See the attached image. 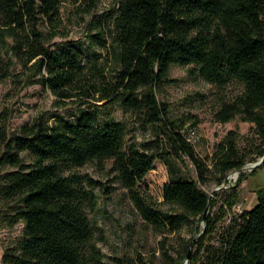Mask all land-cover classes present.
<instances>
[{
    "label": "trees",
    "instance_id": "obj_1",
    "mask_svg": "<svg viewBox=\"0 0 264 264\" xmlns=\"http://www.w3.org/2000/svg\"><path fill=\"white\" fill-rule=\"evenodd\" d=\"M64 1L0 0V39L12 38L11 52L39 71L38 82L57 104H79L73 118L40 115L16 133L0 129V166L14 169L1 175L0 197L18 202L13 223H25L23 237L5 250L3 264H155L128 255L107 259L96 243L87 208L96 201L97 181L66 172L109 160L157 232L206 223L205 233L187 240L177 258L164 251L162 264L186 260L193 245L190 264H264V190L252 209L233 215L237 187L223 195L220 211L213 212L218 198L211 199L199 185L211 179L220 185L230 171L244 167L255 154L264 155V0H116L106 19L95 17L97 31L88 35L87 49L77 40L52 41L59 34ZM44 22L55 28L51 35L41 26ZM91 45L113 50L111 76V62L87 59ZM175 64L193 65L192 72L221 89L240 83L242 93L223 101L215 116L222 123L238 115L254 123L257 141L242 147L230 131L218 144L212 167L198 157L157 95ZM115 103L139 116L144 129L156 126L169 141L129 143L126 122L102 118ZM23 152L31 154L32 163L25 162ZM171 158L189 159L199 178L173 175L164 185V200L151 205L139 184L157 160L170 163ZM229 216V225L213 243L218 225Z\"/></svg>",
    "mask_w": 264,
    "mask_h": 264
},
{
    "label": "rangeland",
    "instance_id": "obj_2",
    "mask_svg": "<svg viewBox=\"0 0 264 264\" xmlns=\"http://www.w3.org/2000/svg\"><path fill=\"white\" fill-rule=\"evenodd\" d=\"M96 3V7L93 8L86 0H65L61 6L59 26L56 27L59 34L52 41L59 43L77 40L87 49L88 35L97 31L93 28L95 17L103 15L106 19L113 11L116 0H96ZM41 26L49 35L55 29L49 22H44ZM12 42V38L6 41L0 39V129H6L9 134L16 133L23 125L32 123L40 115L51 117L59 113L73 118L72 114L79 107L78 102L67 101L66 106L57 104L51 91L38 82L39 71L23 65L11 52ZM89 49L87 59L93 57L106 65L112 63L107 70L111 76L115 66L113 50L98 45H91ZM193 68V65H173L167 82L158 90L157 95L161 102L169 106L170 119L175 122L177 130L192 141L198 157L212 167V156L218 144L230 131H235L237 135L231 137L240 141L242 147H248L250 142L257 141L254 133L255 124L244 121L240 115L229 122H219L215 114L221 103L233 100L241 94L243 86L233 82L223 89L218 88L206 82L198 72H192ZM43 73H46V70ZM106 109L107 113L102 116L103 119L127 123L129 143L169 141L156 126L144 129L139 116L125 111L120 104H110ZM3 151V147L0 146V156ZM22 156L26 163H32L33 158L29 152H23ZM263 156L255 154L245 165L248 168L238 172L237 178H230V175L235 173L230 171L225 184L219 185L210 176L211 180L208 183L199 182L211 199L218 198L219 203L213 208V212L220 211L223 195L232 193L234 187H237L239 196L231 211L233 215L252 209L256 205L259 192L264 190ZM185 160L182 162L177 158H171L170 163L163 160L155 162L154 168L139 184L140 192L148 198L151 205L160 204L164 200V185L173 175L199 178L194 164L189 159ZM260 161H262L260 165L252 168V165ZM112 163L110 160L101 164L91 162L66 172L89 175L97 181L96 187L93 188L96 201L88 206L87 213L95 228L96 243L107 259L113 255H128L138 261L143 259L162 264L164 251H169L172 257L177 258L178 252L183 250L187 240L194 236L198 240L205 233V222L185 226L179 232H166L164 235L157 232L144 219L128 190L112 172ZM11 170H14L11 166H0V178L3 173ZM222 185L224 188L218 189ZM215 193H220V197ZM17 205V201L0 197V264H3L5 250L16 244L24 235L25 223L23 221L13 223ZM229 223L230 216L218 225L213 243ZM194 250L193 245L192 251ZM177 264L190 263L184 260Z\"/></svg>",
    "mask_w": 264,
    "mask_h": 264
},
{
    "label": "water",
    "instance_id": "obj_3",
    "mask_svg": "<svg viewBox=\"0 0 264 264\" xmlns=\"http://www.w3.org/2000/svg\"><path fill=\"white\" fill-rule=\"evenodd\" d=\"M263 160H264V156H263L262 161H263ZM262 161H260V162H258V163H256V164L252 165V168H255V167H257L258 165H260V164L262 163ZM247 168H248L247 166H244V167H242L241 169L233 170V172H241V171L246 170ZM228 179H229V176H227V177L225 178L223 184L227 183ZM221 188H224V185L218 187V189H221ZM206 215H207V212H206L204 218H206ZM195 239H196V238H195ZM191 252H192V246H191V248H190V251H189L188 257H187V259H186L187 262H189V260H190V258H191Z\"/></svg>",
    "mask_w": 264,
    "mask_h": 264
},
{
    "label": "bare ground",
    "instance_id": "obj_4",
    "mask_svg": "<svg viewBox=\"0 0 264 264\" xmlns=\"http://www.w3.org/2000/svg\"><path fill=\"white\" fill-rule=\"evenodd\" d=\"M238 175H239V173L238 172H235V173H233V174L230 175V178H237Z\"/></svg>",
    "mask_w": 264,
    "mask_h": 264
}]
</instances>
